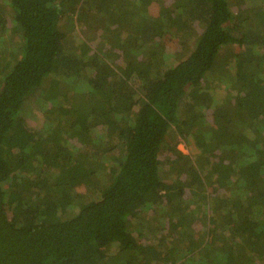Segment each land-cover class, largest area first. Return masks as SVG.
Instances as JSON below:
<instances>
[{
	"label": "trees",
	"instance_id": "1",
	"mask_svg": "<svg viewBox=\"0 0 264 264\" xmlns=\"http://www.w3.org/2000/svg\"><path fill=\"white\" fill-rule=\"evenodd\" d=\"M244 2L0 0V264H264Z\"/></svg>",
	"mask_w": 264,
	"mask_h": 264
},
{
	"label": "rangeland",
	"instance_id": "2",
	"mask_svg": "<svg viewBox=\"0 0 264 264\" xmlns=\"http://www.w3.org/2000/svg\"><path fill=\"white\" fill-rule=\"evenodd\" d=\"M244 1V0H243ZM253 3V0H245V2L243 3V5L245 4V6H246V4L247 5H251ZM74 23H75V29H77L78 30V32H79V34H81L82 35V37L83 38H85V36L82 34V31H81V28H84V25H76V16H75V18H74ZM66 24V23H65ZM67 26V25H66ZM89 34V37H95L96 35V33L93 31V32H89L88 33ZM195 33L194 34H192V37H191V41H193L194 39H195ZM5 38H6V36H5ZM13 44H15V39H14V42H13ZM96 44V43H95ZM14 46V45H13ZM93 46H94V44H93ZM215 76L214 77H217V80H219V84H221L222 86H223V84L225 85L226 83H227V80H224V79H222V77H224L223 75L221 76V75H219L218 76V74H214ZM220 79H221V81H220ZM179 140V142H178V144H177V148L180 150V151H182L183 153H185V154H190V149H189V145H188V142L186 141V140H184V139H182V138H179L178 139ZM95 194L93 193V196H94ZM157 214H155V216H156V219L155 218H153L152 216V213L151 212H145V215H144V219L146 220L147 218H149V221L151 222V221H155V222H153V223H159V222H161L162 221V219L164 218V217H162V215H160V213H159V210L156 212ZM158 221V222H157ZM143 230L145 231L146 230V226H144L143 227ZM149 235V234H148ZM156 235H159L157 232L156 233H153V235H149V237L151 238V239H154V238H156Z\"/></svg>",
	"mask_w": 264,
	"mask_h": 264
}]
</instances>
